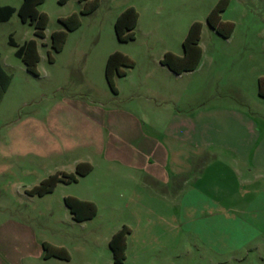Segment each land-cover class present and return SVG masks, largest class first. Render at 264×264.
<instances>
[{
  "label": "rangeland",
  "instance_id": "374dc122",
  "mask_svg": "<svg viewBox=\"0 0 264 264\" xmlns=\"http://www.w3.org/2000/svg\"><path fill=\"white\" fill-rule=\"evenodd\" d=\"M21 1L0 0V4L17 9ZM89 1L44 0L37 6L48 16L43 38L36 37L34 26L21 21L16 11L7 21L0 22V52L6 70L13 76L0 110V152L5 150L2 138L8 136L20 138L18 149L12 145L15 150L35 151L33 122H16L19 117H33L41 94L77 96L115 113L118 109H137L147 98L152 105L179 111L187 117L202 114L204 125H208L203 135L210 146L205 147L201 159H193L194 167L209 164L215 155L218 164L202 171L201 192L195 185L200 171L194 169L188 175L185 190L180 193L184 198L181 211L173 205L176 191L171 192L170 215L181 216L180 231L184 234L178 249L169 253L143 251L136 257L128 256L121 264H264V239L255 238V234L264 230V215L256 208L262 204L230 207L222 202L216 206L211 197L220 200L223 193L210 189L211 185L222 189L231 178L237 191L244 192L240 188L245 181L238 182L235 176L227 174L224 165L228 163L239 169V177L249 181L248 188L264 193V156H256L264 151V96L258 94L257 83L264 76V0H244L246 23L250 27L239 28L231 38L221 36L206 23L215 0H96L94 10L82 13ZM129 4H135L140 11L135 36L129 41H119L114 22ZM74 12L80 25L67 32L61 51L52 52L50 34L63 29L59 17ZM195 21L202 24L198 40L200 61L194 70L176 78L172 76L164 83L162 72L168 70L161 69L160 60L166 50L183 54L182 42ZM10 37L18 45L32 38L37 41L40 58L36 73L25 70L23 61L14 54L15 47L9 44ZM48 51L52 61L48 59ZM115 51L134 61L125 77L114 79L119 94L112 91L104 76L106 59ZM131 78L137 84L134 91L127 82ZM146 79L151 93L141 84ZM238 116L241 118L236 120ZM10 119L13 121L8 124ZM237 138L259 140L248 149ZM233 150L250 156L246 161L233 160L230 156ZM39 162L27 161L26 172L16 169L14 174H0V223L5 218L3 214L25 220L30 228L27 234H32L37 242L64 245L73 255V264H115L109 238L122 222H131L129 208L124 206L126 201L116 199L120 193L115 191L113 202L102 203L100 215L76 221L63 194L81 192L80 184L57 186L42 196L26 193L39 178L55 173L56 166H61L64 160L52 156ZM162 193L167 194L164 189L155 194ZM34 243L28 238L25 247L35 249ZM3 247L8 246L0 240V248ZM82 249L86 254L82 255Z\"/></svg>",
  "mask_w": 264,
  "mask_h": 264
},
{
  "label": "crops",
  "instance_id": "0c3cea01",
  "mask_svg": "<svg viewBox=\"0 0 264 264\" xmlns=\"http://www.w3.org/2000/svg\"><path fill=\"white\" fill-rule=\"evenodd\" d=\"M217 1L215 0V3ZM244 5V0H228V5L221 12L223 21H230L234 24L233 31L227 38L233 37L239 28L250 27L246 23L248 15ZM128 6L137 10L139 18L138 7L135 4ZM0 67L10 75V81L0 99L1 110L13 81L12 74L5 68L1 52ZM160 67L168 70L167 73L162 72L165 77L162 78L164 83L172 76L176 78L183 73L176 74L161 62ZM126 74L116 78L125 77ZM2 78L3 75L0 72V82ZM127 82L129 89L134 91L137 87L134 79L131 78ZM141 84L148 92H153L148 87L147 79ZM114 93L119 94L120 90ZM36 106L33 117H19L16 122V124H25L30 120L33 122L35 151L28 153L20 149L15 150V148L18 149L16 145L19 144L17 143L21 141L18 137L2 138L5 150L0 152V174H14L16 169L19 172H26L27 161L32 163L35 159L41 164L43 159L52 156L64 160L61 166H56L55 172L73 173L78 163H89L92 168L87 174L78 176L77 180L71 183L59 182L54 189L57 186L72 183L80 184L81 192H68L63 194V198L73 196L80 200L93 202L97 207L95 216L100 215L102 203L113 202L112 193L119 192L116 199L126 201L124 206L129 208L131 222H122L123 224L118 225L111 232L109 241L123 225L130 228L126 239L125 259L128 256L136 257L143 251L153 249L165 251L162 253L178 249L179 241L183 239L184 234L180 231L181 216L171 217L170 215L171 192L176 191V199L172 204L179 207L181 211L184 207V198L182 199L180 193L185 190L188 175L195 170L200 171L195 185L200 187L201 192L202 171L208 166L213 169L218 164V158L215 155L209 164L205 166L199 164L197 168L194 167L193 159H201L206 152L205 147L210 146L204 139V128L208 125H204L202 114L195 118L187 117L179 111L152 105L147 98L146 103L137 109H118L117 113L114 110L107 111V107L102 104L98 106L93 101H84L77 96L41 94V99ZM238 118L241 117L238 116L236 120ZM12 121L10 119L8 124ZM237 140L238 143L250 149L259 138H237ZM14 144L15 148H12ZM230 156L233 160L246 161L250 154L233 150ZM256 156H264V151ZM224 168L227 174L235 176L238 182L245 181L240 188L244 192H238L232 183L234 181L229 178L230 180L228 179L222 189L211 185V191L216 193L221 190L223 193L220 200L211 197V203L217 206L224 202L230 207L235 204L260 203L262 205L256 208L260 215H264V193L261 190L248 188L249 181L243 176L239 177L240 171L233 164L227 163ZM43 179L39 178L38 182L32 184V187ZM159 189H164L167 194L162 193L156 196L155 193ZM27 190H25L26 193ZM3 216L5 218L0 223V240L4 241L8 247L0 248V264H73V255L64 245L44 240L37 242L32 234H27L30 228L25 220L6 214ZM259 236L264 239V230L255 234V238ZM28 238L32 239L33 243L35 242V249L25 247V241ZM43 242L64 247L69 252L70 258L68 260L56 257L43 258ZM80 251L82 255L87 252L85 249Z\"/></svg>",
  "mask_w": 264,
  "mask_h": 264
},
{
  "label": "trees",
  "instance_id": "16d2710c",
  "mask_svg": "<svg viewBox=\"0 0 264 264\" xmlns=\"http://www.w3.org/2000/svg\"><path fill=\"white\" fill-rule=\"evenodd\" d=\"M65 2L66 0H59ZM44 0H22L16 9L11 5L0 4V22L7 21L16 11L21 21L29 22L34 26V34L38 38L44 37V29L48 22V16L45 12L39 11L37 6ZM96 0L85 2L82 13H89L95 9ZM228 5V0H218L210 9L206 16V23L223 37H229L233 31L234 24L230 21L221 19V12ZM138 12L128 6L123 9L114 22V31L119 41H129L134 39L135 27L137 25ZM59 22L63 29L54 30L50 34V47L52 52H59L63 48L67 37V32L76 29L80 25V19L77 13H71L67 16L59 17ZM202 24L198 21L193 22L185 39L182 42L183 54L181 56L172 52L164 53L160 62L168 67L172 72L179 74L184 71H190L197 67L201 58V48L198 40L201 32ZM9 44L15 47L14 54L19 57L25 64L26 70L30 73H36V65L39 61V53L37 42L35 39H28L21 45H18L12 37L9 38ZM48 59L53 60L51 51H48ZM134 66V61L121 52L115 51L108 55L105 63L104 74L106 81L113 92H116L114 79L117 76H123L126 70ZM0 72L3 78L0 82V99L7 88L10 81V75L1 67ZM258 94L264 96V76H260L257 80ZM89 163H78L73 173L55 172L44 178L39 184L27 190L28 194L42 196L51 192L59 183H71L77 180L78 176L87 174L91 170ZM64 202L68 207L72 217L76 221H83L94 217L97 213V207L93 202L80 200L73 196H65ZM130 233V228L123 225L115 232L110 241L109 247L112 252L115 264H121L126 258V239ZM43 258L56 257L63 260L70 258L69 252L61 246H55L47 242L42 243Z\"/></svg>",
  "mask_w": 264,
  "mask_h": 264
}]
</instances>
